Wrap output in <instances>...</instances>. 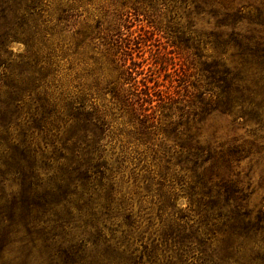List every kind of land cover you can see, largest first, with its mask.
Returning a JSON list of instances; mask_svg holds the SVG:
<instances>
[{
	"label": "trees",
	"instance_id": "1",
	"mask_svg": "<svg viewBox=\"0 0 264 264\" xmlns=\"http://www.w3.org/2000/svg\"><path fill=\"white\" fill-rule=\"evenodd\" d=\"M165 1L186 7L185 29L195 45V59L191 57L203 67L195 74L174 71L184 78L183 96L129 73L130 88H122L120 98L140 123L146 122V105L164 117L174 144L160 162L169 163L170 176L187 181L189 204L178 209L177 194L169 190L160 203V232L149 242L136 227H106L108 216L95 209L99 195L78 205L71 198L78 188L80 193L84 187L89 190L105 168L103 150H97L100 137L91 134L94 124L88 114L60 106L75 128L60 145L67 174L61 173L40 193L42 186L30 181L37 162L21 154L15 158L9 145L12 112L0 109V264H264V202L250 203L253 192L264 189V2L223 11L206 9L197 0ZM206 16L214 18L212 28L197 31L199 17ZM114 23L122 29V22ZM142 41L140 35L126 44ZM154 58L164 68L174 64L173 57L161 52ZM213 114L230 117L248 136L202 141L201 125ZM243 160L250 166L244 173ZM15 166L23 171L19 189L7 190L3 173L17 174ZM255 166L261 176L257 187H251Z\"/></svg>",
	"mask_w": 264,
	"mask_h": 264
},
{
	"label": "rangeland",
	"instance_id": "2",
	"mask_svg": "<svg viewBox=\"0 0 264 264\" xmlns=\"http://www.w3.org/2000/svg\"><path fill=\"white\" fill-rule=\"evenodd\" d=\"M260 1L264 2L197 0L206 9L223 11ZM185 8L165 0H0V109L12 112L9 145L15 149V158L21 154L36 160L39 168L30 181L45 193L49 183L67 174L60 145L75 132L69 112L60 106L88 114L94 124L91 134L100 137L97 150H103L105 168L89 190L84 187L80 193L78 188L71 198L78 205L89 197L93 200L96 193L99 199L93 201L99 207L95 209L108 216L106 227L114 223L120 230L136 227L144 233V242L160 232L164 220L160 203L169 190L177 194L178 209L189 204L184 191L187 181L170 176L169 163L160 162L174 144L160 111L146 105L142 117L146 122L140 123L126 111L121 89L130 88L131 73L138 81L157 82L159 89L183 96L184 78L174 76V71L195 74L203 67L194 60ZM116 21L122 22V29L115 27ZM214 22L212 16L199 17L195 28L208 31ZM140 35L142 42L126 44ZM155 52L173 57L174 64L164 68L154 58ZM171 77L176 79L171 82ZM245 130L230 117L213 114L200 132L204 142H231L234 136H248ZM240 167L242 173L248 171V160ZM15 168L17 174L3 173L7 190L19 189L23 171ZM252 171L251 187H257L261 168L255 166ZM250 200L251 205L263 203L264 189H256Z\"/></svg>",
	"mask_w": 264,
	"mask_h": 264
}]
</instances>
